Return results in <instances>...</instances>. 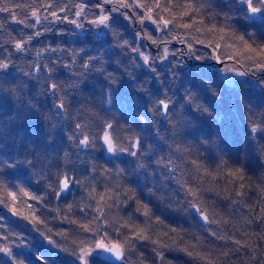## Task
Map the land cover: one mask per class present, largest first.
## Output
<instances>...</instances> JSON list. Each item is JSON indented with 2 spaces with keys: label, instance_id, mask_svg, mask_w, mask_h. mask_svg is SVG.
Segmentation results:
<instances>
[{
  "label": "trees",
  "instance_id": "1",
  "mask_svg": "<svg viewBox=\"0 0 264 264\" xmlns=\"http://www.w3.org/2000/svg\"><path fill=\"white\" fill-rule=\"evenodd\" d=\"M140 2L146 7L129 0L132 7L119 12L104 3V11L114 18L105 29L89 23L103 0H0V9H10L0 11V61H10L0 82L18 93L0 92V248H11L15 257L0 252V264H83L78 259L81 246L94 249L88 264H111L99 257L95 244L101 239L125 242L134 230L125 224L147 228L150 239L131 240L118 264H264V131H250L253 124L264 129V70L224 46L240 47L233 37L215 49L214 43L209 47L212 33L178 27L202 18L196 27L229 26L245 39L251 34L249 42L258 47L264 44V22L246 20L231 0H193L201 11L187 17L178 15L187 0H158L154 20L172 19L165 7L177 17L164 28L146 18L157 0ZM80 3L86 8L76 17ZM35 9L38 23L31 15ZM52 11L68 20L53 19ZM73 19L83 28L69 22ZM28 36L32 39L24 50L17 51L15 41ZM181 40L192 44L202 59H195ZM165 47L169 54L159 59ZM141 53L149 56L147 65ZM217 56L248 78L227 81L216 68ZM90 58L95 59L85 70L82 65ZM52 82L61 85L55 94L48 87ZM189 92L191 100L185 99ZM58 97L64 109L56 107ZM161 99L171 101L165 118L156 109ZM197 104L209 112L198 111ZM104 122L114 124L118 145L137 156L106 153L98 138ZM84 135L92 139L86 148L78 146L77 137ZM136 138L139 149L132 147ZM141 163L144 168L138 167ZM235 168L243 169V180L228 175ZM65 174L79 183L60 192ZM189 188L197 194L191 195ZM8 192L17 194L14 206L23 215L11 211ZM101 194L110 199L101 202ZM193 205L214 222L201 224ZM33 214L42 223L33 222ZM82 224L91 231L85 232Z\"/></svg>",
  "mask_w": 264,
  "mask_h": 264
},
{
  "label": "snow or ice",
  "instance_id": "2",
  "mask_svg": "<svg viewBox=\"0 0 264 264\" xmlns=\"http://www.w3.org/2000/svg\"><path fill=\"white\" fill-rule=\"evenodd\" d=\"M232 3H235L237 5H239L240 7L238 8V10H242L244 13V18L248 21H252L253 23H255L256 21H261L264 22V0H231ZM104 3H111L113 5H115L112 9L111 12H119L120 8H130L132 7V3H129V0H103V3H97L95 5L96 8L100 9V13L99 15H97L94 19H92L91 21H89V23L93 24V25H102L104 26L105 29L110 28V22L113 21V17L111 16V12H105L104 11ZM133 3L136 4V6L144 8L146 7V5L144 3H141L140 0H133ZM47 8L51 7V4L46 6ZM161 4L158 2L155 3L154 7H149L148 8V14L146 16V18L148 20H151L154 24H157V26H163L164 28H167L168 25L174 23L176 21V15L172 14L170 12V9L165 7L164 11L165 12H169L170 15H172V19H165L163 17H161L159 20H154L152 13L154 11V8H160ZM180 7H182V11L179 12V17H187L190 16L192 13H198L201 11L200 7H197L194 3L193 0H187V2L183 5H181ZM86 8V5L84 3H80L78 5H76V11H75V16L76 17H80L82 16V14L84 13ZM0 11H10L9 8H2L0 9ZM66 11L65 8H60L59 12H64ZM31 15L33 17H35L36 22L38 23L40 21V16H39V10L35 9L32 11ZM49 15L55 19V20H60V19H64V20H68L67 16L61 17L60 15H58V13L56 11H52L49 13ZM125 16L127 17V14H125ZM48 17L46 16L45 19H47ZM13 19H16V17L14 16ZM145 19L144 16H141L140 18V22L143 23V20ZM226 20L230 19V17H225ZM72 24H75L78 28H83L82 24H78L77 21L75 19L69 21ZM19 23H24V21H19ZM198 24H203V19H199L197 20L195 17L192 18L191 22H185V23H180L178 24V27L180 28H185V29H192L195 27V30L197 32H203L206 31L208 33H212L213 34V41L209 42V47L213 46L214 43V47L215 49H219L222 45L220 43V41H224L226 39V37H233L235 41L239 42L240 47H237L236 43L233 44H226L224 46L226 47H231L233 49H235V55L236 56H242L245 60H251L253 61V66L257 69L260 70H264V44L259 45L258 47L254 46L255 41L253 40L251 43L249 42L250 39H252L251 34H249V39H245L244 35H239L237 36L235 31L233 29H231L229 26H220L218 27L216 24H211L210 26L207 27H196ZM34 27V25H33ZM34 35H40L39 32L34 33ZM148 39H152L151 36L147 37ZM32 39V36H28L25 39H21V40H17L15 41L14 47L17 51H23L24 50V46L25 43L27 41H30ZM172 39H180V37L178 36H174L172 37ZM164 43H167V41H163ZM182 43L187 44V47L189 49V51L192 53V55L194 56L195 59L200 60L202 59V57L200 56H195V53L193 51V45L190 43H187V41L185 40H181ZM197 43H204V41L200 40V39H196ZM153 43H157L156 40H153ZM124 44H127V41L124 42ZM51 51L55 52L56 49H51ZM132 51L136 52L138 51V49L133 48ZM169 54L167 47H165L164 49V55L158 57L159 59H166L167 55ZM142 56L143 62L147 65L149 63V56L144 55L143 53L140 54ZM230 59L232 57H229ZM95 58H90L88 61H85L82 65V67L85 70H89L90 69V63L92 60H94ZM215 59H219V57H215ZM9 64L10 61L8 60H4V61H0V72H3L4 70L9 68ZM68 65H65V67H67ZM41 65L37 64L35 66L36 70L38 71L40 69ZM47 70V72L49 74H51L52 69L47 67V65L44 66ZM230 71H234V70H230ZM237 75L243 76L245 75V73L239 72L236 73ZM27 75V74H26ZM49 79H51V75H49ZM226 80H228L229 82H231V80L233 79L232 77H225ZM73 87H75V85H72ZM49 89L53 92V94H55L57 92V90L61 87V85L57 84L56 82H52L48 85ZM0 92H6V93H10L13 96L18 95L17 90L15 88H8L5 89L4 87V83L0 82ZM213 95H216V93H213ZM185 99L187 100H191L192 99V94L191 92H189L188 96L185 97ZM59 103L56 105V107L58 109H64L65 108V104L63 99H60L58 97ZM109 105H111V98L109 96V98L106 101ZM170 100L168 99H161L157 102L156 104V109L158 111H161V113L163 115H167L168 110H169V104H170ZM196 108L198 111L203 112V113H208L209 109L207 107H204L203 105L197 104ZM0 125H2V118H0ZM76 129L79 130L81 128L80 124H76L75 125ZM114 129V124L112 122H104L103 124V133L100 137H98L104 145H106V149L109 153H115L117 151L119 152H130V155L135 157L137 156V152L136 151H130L128 148L126 147H120L118 145V143L116 142V139H114L113 135H112V130ZM251 133L255 134L258 131H264V129H261V127L259 125L253 124L251 129H250ZM0 135H2V133H0ZM78 139V146L80 147H89L92 145V139L89 138L88 135H84L83 139ZM93 139H96V137H93ZM133 148L139 149L140 148V140L139 138H136V140L133 142L132 144ZM193 163H196L195 161H193ZM139 168H144L145 165L144 164H139L138 165ZM123 171V170H120ZM228 175L232 176L234 179H239V180H243V169L241 168H235V169H229L228 171ZM73 183H79V181L74 180L72 177L68 176V175H64L60 180H59V186H60V192L66 190L69 188V186ZM241 188L244 187L243 184L240 185ZM6 189V186H5ZM23 195L25 196H29L30 194L28 192H26L24 189H20L19 190ZM95 190L93 189V192ZM189 193L193 196H195L197 193L196 191H194L193 189L189 188L188 189ZM60 192H56L55 195H60ZM7 195L11 198V201L13 202V205L11 207V211L13 212L14 215H23V213L21 211H19L15 206H14V202L17 200V194L14 192H8ZM31 199H42V197H36V196H30ZM131 198V197H130ZM107 199H110V197H106L105 194H101L99 196V200L101 202L106 203ZM0 203H3V201H0ZM68 209L71 210L72 205L69 204ZM193 207L196 208V211L199 213L200 217L209 223H212L214 221H210L209 220V215L207 213L206 210L197 207L196 205H193ZM29 208L31 209V206H29ZM145 211H144V215L148 216L150 210L147 208V206H144ZM83 210V209H81ZM97 212H103V208L102 207H97L96 208ZM28 218V217H25ZM31 219L33 220V222H41L39 220V217L35 216L34 214L31 216ZM157 221L159 222V217L156 218ZM123 227H133V231L131 233L130 237H127L125 242H120V241H116V242H112V243H104L103 239H101L100 241L96 242L95 244V248H99V249H103L109 253H113L114 256L116 257V259L118 260H124L125 259V250H126V244H130L131 240L133 239H137V240H148L150 239V236L147 234V228H141L139 230H135V226L133 225H129V224H125L123 225ZM81 228L87 232V231H91L89 224H82ZM117 231H119V229H117ZM173 231H175V229H173ZM213 235H216L215 233H213ZM49 242L52 244H55V241H52L51 238H49ZM153 243H159V241H153ZM236 243H240V241H236ZM166 247V245H165ZM94 249L92 247H87V246H81L78 250V259L83 261V264H88V257L90 256V254L92 253ZM184 251H187V249H184ZM0 252L7 254L9 257H12V249L5 246L3 248H0ZM161 256L163 255L162 253L160 254ZM188 255H193L192 252H188ZM13 259H15V257H12ZM39 259L43 260L44 257H39ZM17 264H24L23 260H19L17 261Z\"/></svg>",
  "mask_w": 264,
  "mask_h": 264
},
{
  "label": "rangeland",
  "instance_id": "3",
  "mask_svg": "<svg viewBox=\"0 0 264 264\" xmlns=\"http://www.w3.org/2000/svg\"><path fill=\"white\" fill-rule=\"evenodd\" d=\"M98 26L103 27L102 25H98ZM98 26H97V31H98V33L102 34L101 31H99ZM163 53H164V51H163ZM217 62H218V65L216 66V68H217L219 74L221 76H223L224 78L225 77H232L233 79L231 80V82H234L235 80H243V79L248 78L247 73L245 71H243L242 69H240L239 67H237L231 63H227V64L223 65L222 61H219L218 59H216V63ZM219 63H221V65H219ZM230 70H234V71H230ZM239 72L245 73V75H243V76L237 75L236 73H239ZM104 147H105L107 154H114V153H109L107 151L106 145H104Z\"/></svg>",
  "mask_w": 264,
  "mask_h": 264
},
{
  "label": "water",
  "instance_id": "4",
  "mask_svg": "<svg viewBox=\"0 0 264 264\" xmlns=\"http://www.w3.org/2000/svg\"><path fill=\"white\" fill-rule=\"evenodd\" d=\"M219 65H221V63H219ZM163 117L165 118L166 116L163 115ZM68 189H69V188H68ZM68 189L64 190V192H66ZM193 212L196 214L197 219H198V221H199L201 224L205 225V224L208 223V222L204 221V220L200 217V215H199V213L196 211V208H195V207H193ZM98 255H99V257H100L102 260H104V261H106V262H109V263H111V264H118V263H121V262L123 261V260H118V259H116V257L114 256L113 253H109V252H107V251H105V250H103V249H100Z\"/></svg>",
  "mask_w": 264,
  "mask_h": 264
}]
</instances>
